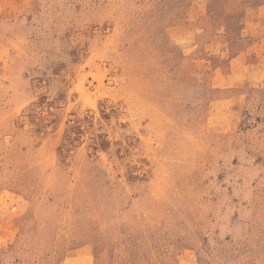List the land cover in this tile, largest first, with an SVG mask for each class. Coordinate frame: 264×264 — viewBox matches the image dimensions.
I'll use <instances>...</instances> for the list:
<instances>
[{
  "label": "rangeland",
  "instance_id": "374dc122",
  "mask_svg": "<svg viewBox=\"0 0 264 264\" xmlns=\"http://www.w3.org/2000/svg\"><path fill=\"white\" fill-rule=\"evenodd\" d=\"M0 264H264V0H0Z\"/></svg>",
  "mask_w": 264,
  "mask_h": 264
}]
</instances>
